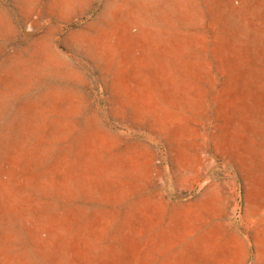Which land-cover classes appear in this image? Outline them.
<instances>
[{
  "label": "rangeland",
  "instance_id": "374dc122",
  "mask_svg": "<svg viewBox=\"0 0 264 264\" xmlns=\"http://www.w3.org/2000/svg\"><path fill=\"white\" fill-rule=\"evenodd\" d=\"M0 264H264V0H0Z\"/></svg>",
  "mask_w": 264,
  "mask_h": 264
}]
</instances>
